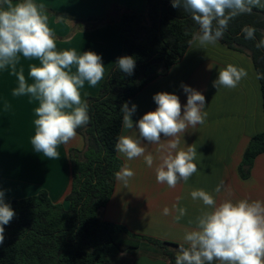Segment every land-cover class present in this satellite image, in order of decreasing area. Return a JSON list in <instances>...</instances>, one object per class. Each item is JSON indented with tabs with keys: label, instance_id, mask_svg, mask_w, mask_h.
I'll use <instances>...</instances> for the list:
<instances>
[{
	"label": "crops",
	"instance_id": "crops-1",
	"mask_svg": "<svg viewBox=\"0 0 264 264\" xmlns=\"http://www.w3.org/2000/svg\"><path fill=\"white\" fill-rule=\"evenodd\" d=\"M16 2V0H13ZM46 6L50 27L54 29L58 49L75 48L79 53L93 51L102 57L105 78L91 87L85 82L82 99L96 97L119 57L128 56L117 27L111 21L128 12L146 16L145 0H36ZM262 11L264 8L256 7ZM65 15L66 17L62 16ZM109 18V20H105ZM92 19L104 20L100 24ZM36 60L21 57L17 71L22 67L26 79L29 65ZM243 67L248 77L238 87L229 89L213 87L220 68L227 64ZM75 70V69H73ZM251 57L222 44L198 49L189 47L183 58L173 65L166 75L159 76L128 102L137 106L133 121L157 107L153 96L158 92L176 94L181 105L187 103L182 84L205 96L207 117L202 125L189 128L181 134L180 148L193 145L197 150L195 163L198 171L187 181H180L175 188L156 181L155 164L148 167L143 157L127 160L118 153L123 166L130 167L135 175L127 187L115 182L113 195L102 211L106 222L123 225L131 232L185 245L184 233L192 230L189 224L199 215L201 202L193 201L190 192L204 189L216 195L217 200L260 199L264 200V152L257 156L247 175H242L244 154L251 140L264 133V105L260 80ZM31 83V80H29ZM17 78L10 70H0V190L4 199L21 200L45 191L54 204L68 208L67 196L72 190V163L70 151L83 150L85 139H78L68 146H60L59 160H49L33 150L30 138L34 134V108L36 101L28 96L14 97L13 88ZM87 93V95H84ZM8 105L7 109L5 105ZM123 128L121 130V133ZM166 139L165 137H161ZM157 145L148 144L147 150L156 153ZM122 166V167H123ZM223 181L219 194L214 189ZM178 197L183 199L177 201ZM187 208V215L180 221L173 205ZM164 207L171 212L163 215ZM105 264V263H98ZM117 264H169L162 251L155 245L145 243L138 251L126 253Z\"/></svg>",
	"mask_w": 264,
	"mask_h": 264
},
{
	"label": "clouds",
	"instance_id": "clouds-1",
	"mask_svg": "<svg viewBox=\"0 0 264 264\" xmlns=\"http://www.w3.org/2000/svg\"><path fill=\"white\" fill-rule=\"evenodd\" d=\"M171 2L173 8L182 7L198 25V31L188 41L189 47L195 45L198 49L215 45L235 17L251 13L256 7L264 8V0ZM255 32L251 26L242 29L247 40H254ZM256 47L264 48V38ZM21 57L38 61L29 65L27 79L22 67L17 71ZM115 64L130 76L136 61L132 56H122ZM0 70H10L16 76L14 97L28 96L38 103L34 108V134L30 138L33 150L49 160H59L58 148L76 141L78 129L90 121L89 106L82 99L81 90L85 82L96 87L105 78L102 57L93 51L78 54L75 48L58 49L45 4L36 0H0ZM255 76L257 80L264 79V73L257 72ZM247 77L245 68L229 63L219 69L213 87L234 89ZM181 87L187 94L186 104L182 106L174 93L158 92L153 96L156 109L138 121L132 119L137 106L133 104L130 108L125 102L120 108L123 131L115 144V150L127 160L143 157L148 167L155 164L157 183L169 188H175L180 181L187 182L198 171L194 162L196 148L193 145L180 148V137L189 128L204 124L207 117L205 96L188 85ZM148 144L158 146L155 154L148 152ZM114 175L117 182L127 187L135 173L125 165ZM222 186L223 181L214 193L219 194ZM190 197L203 207L194 220L188 221L195 227L184 233L187 246H180L175 264H264V200L229 197L218 201L216 195L204 189L192 190ZM181 199L178 197L177 201ZM173 209L177 222L187 215V208L178 203ZM170 212L164 207L163 215ZM14 216L15 211L0 190V245L5 239V226Z\"/></svg>",
	"mask_w": 264,
	"mask_h": 264
},
{
	"label": "trees",
	"instance_id": "trees-1",
	"mask_svg": "<svg viewBox=\"0 0 264 264\" xmlns=\"http://www.w3.org/2000/svg\"><path fill=\"white\" fill-rule=\"evenodd\" d=\"M145 1L146 16L128 12L118 21H111L136 66L130 76L115 66L99 95L85 100L90 121L78 129L85 139V148L70 151L72 190L66 198L68 208L54 204L45 191L30 198L5 201L15 216L5 226L0 264H117L121 255L136 252L145 243L157 246L169 264H175L180 244L142 236L102 219V211L114 192V174L123 166L115 150L122 130L121 106L154 79L166 75L183 58L188 41L198 31L191 16L182 7L173 8L171 0ZM102 21L91 20L97 24ZM245 26L256 29L254 40L244 38ZM261 38L264 11L253 8L251 13L232 19L219 40L230 49L247 53L256 72L264 73V48L256 47ZM260 83L264 105V79ZM263 152L264 133L249 143L242 175L249 173L255 158Z\"/></svg>",
	"mask_w": 264,
	"mask_h": 264
}]
</instances>
